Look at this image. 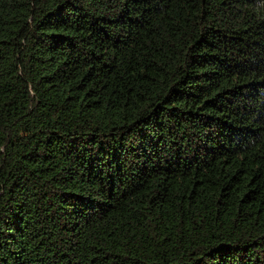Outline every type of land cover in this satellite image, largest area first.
I'll use <instances>...</instances> for the list:
<instances>
[{
    "label": "trees",
    "instance_id": "1",
    "mask_svg": "<svg viewBox=\"0 0 264 264\" xmlns=\"http://www.w3.org/2000/svg\"><path fill=\"white\" fill-rule=\"evenodd\" d=\"M0 264H264V0H0Z\"/></svg>",
    "mask_w": 264,
    "mask_h": 264
}]
</instances>
